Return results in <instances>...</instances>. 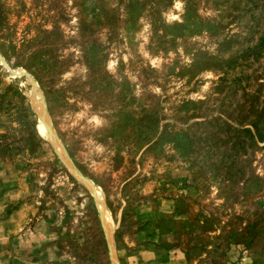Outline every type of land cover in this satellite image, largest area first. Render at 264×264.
Segmentation results:
<instances>
[{
  "label": "rangeland",
  "instance_id": "1",
  "mask_svg": "<svg viewBox=\"0 0 264 264\" xmlns=\"http://www.w3.org/2000/svg\"><path fill=\"white\" fill-rule=\"evenodd\" d=\"M176 2L0 0V264H264V0Z\"/></svg>",
  "mask_w": 264,
  "mask_h": 264
},
{
  "label": "crops",
  "instance_id": "2",
  "mask_svg": "<svg viewBox=\"0 0 264 264\" xmlns=\"http://www.w3.org/2000/svg\"><path fill=\"white\" fill-rule=\"evenodd\" d=\"M180 260H183V263H180L181 261ZM159 264H184V259L181 257H173V259H169V260H166V261H161Z\"/></svg>",
  "mask_w": 264,
  "mask_h": 264
},
{
  "label": "clouds",
  "instance_id": "3",
  "mask_svg": "<svg viewBox=\"0 0 264 264\" xmlns=\"http://www.w3.org/2000/svg\"><path fill=\"white\" fill-rule=\"evenodd\" d=\"M174 7L176 8V9H180L181 8V4L179 3V0H177V2L174 4ZM172 19H178V17H172ZM154 63V65H155V62H153ZM108 67H109V69H111L112 67H113V63H110L109 65H108Z\"/></svg>",
  "mask_w": 264,
  "mask_h": 264
},
{
  "label": "trees",
  "instance_id": "4",
  "mask_svg": "<svg viewBox=\"0 0 264 264\" xmlns=\"http://www.w3.org/2000/svg\"><path fill=\"white\" fill-rule=\"evenodd\" d=\"M255 131H256V129H255ZM256 137H257V139H258L259 141H262V140H261V136L258 135V133H257Z\"/></svg>",
  "mask_w": 264,
  "mask_h": 264
},
{
  "label": "bare ground",
  "instance_id": "5",
  "mask_svg": "<svg viewBox=\"0 0 264 264\" xmlns=\"http://www.w3.org/2000/svg\"><path fill=\"white\" fill-rule=\"evenodd\" d=\"M42 111V110H41ZM42 116H44V115H42ZM44 118V117H43ZM44 120V119H43Z\"/></svg>",
  "mask_w": 264,
  "mask_h": 264
}]
</instances>
